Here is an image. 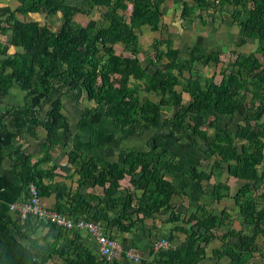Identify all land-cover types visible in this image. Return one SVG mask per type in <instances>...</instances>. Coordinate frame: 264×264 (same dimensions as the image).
Masks as SVG:
<instances>
[{"label":"trees","instance_id":"obj_1","mask_svg":"<svg viewBox=\"0 0 264 264\" xmlns=\"http://www.w3.org/2000/svg\"><path fill=\"white\" fill-rule=\"evenodd\" d=\"M14 1L13 9L0 5V36L6 37L0 42V96L7 95L16 85L24 93L25 100L38 96L41 104L46 103L52 93L68 95L62 93L67 88L66 93L73 96L75 91L78 95L82 93L94 103L92 108L85 107L87 113L102 108L104 117L112 119L116 127L133 131L154 130L153 145L146 150H128L124 164L102 168L91 163V158L79 160L77 156L76 161H71V164L79 165L77 188L67 190L62 183L57 184L56 191L64 194L67 204L60 203L61 197H58L51 209L74 219L100 222L105 221L107 210H114L115 218L108 221L123 231L136 225L145 226L147 219H154L156 213L169 210L167 221L178 223L173 230L183 233L184 240L176 247L152 248L151 258L137 264H200L206 256L205 246L214 239L221 243L212 249L214 257H227L231 264H264V191L258 193L264 184V171L259 169L264 163V124H252L245 115L241 118L243 123L234 129L219 125L222 117L242 115V102L247 92L254 99L258 98V92L264 86V64L253 53L240 55L233 48L234 59L227 61L230 70L225 68L219 83L214 82V73L207 76L205 71L220 63L219 51L206 52L196 40L190 46L174 47V37L182 43L183 36L176 29L174 36L165 34L170 33L171 26L163 21L162 8L167 0H71L80 4L66 0ZM171 2L174 9L180 11L179 28L188 22V25L194 22L205 25L208 15L202 14L203 11L228 12L232 24L238 27L233 46H241L247 38H256L264 44V0ZM99 8L105 9L101 20L91 17L84 25L76 21L77 14L88 15ZM17 12L25 16L60 13L61 23L57 29H52L37 20L18 18ZM144 26L159 34L150 44L153 56L142 66L138 32ZM117 45L128 55L118 54ZM115 74L120 76L117 86L111 81ZM131 77L139 81L132 85L129 83ZM202 80H207L206 86H201ZM140 91L156 93L160 96L159 102L141 98ZM62 105L61 99L53 100L42 119L38 113L32 117L29 129L40 126L46 130V142H58L59 131L69 128V121L61 111ZM165 107H169L170 112L166 118L161 112ZM204 113L212 116V122L208 123L214 129L212 136L202 128ZM166 122L168 134L175 135L177 142H183L185 136L197 137L203 142L204 155L212 161L209 170H199L192 163L182 175H187L197 185L214 179L212 196L215 204L229 196V186L217 180L224 170L230 177L242 180L230 196L238 209V229L235 226L222 229L231 218L224 208L215 212L213 208L199 204L189 214L174 212L170 198L181 194V190L165 177V167L175 158L168 152L160 133L164 132L161 128ZM238 137L243 140L239 150L234 146ZM68 155L73 159L77 154L70 152ZM28 159L20 166L21 185L27 199L31 196V183L36 186L40 198L50 189V183L43 180L48 175L50 179L54 177L56 167L51 166L49 172L37 171V165H30ZM125 176L129 177L133 189L130 191L126 187L127 192L121 195L119 182ZM83 186L86 189L99 186L103 194L99 198L83 193ZM98 199L103 203V210L95 208L91 211L92 201ZM36 220L44 221L27 214L16 222L19 237L31 244L37 242L29 238ZM217 231L222 232L218 235ZM109 237L115 239L113 235ZM154 244L151 241L152 247ZM65 248L56 247L53 253L62 257L66 254ZM75 250L76 256L68 260L69 264H118L117 259L123 258L122 255L116 261L108 262L85 248ZM50 254L43 247L33 251L34 257L40 260H46Z\"/></svg>","mask_w":264,"mask_h":264},{"label":"crops","instance_id":"obj_2","mask_svg":"<svg viewBox=\"0 0 264 264\" xmlns=\"http://www.w3.org/2000/svg\"><path fill=\"white\" fill-rule=\"evenodd\" d=\"M208 12L212 11L209 10ZM225 14L228 18L231 17L228 12H223L222 15ZM232 23L231 26L233 25ZM219 28L217 27V29ZM237 32L238 31L234 32V38H230L231 40H229V42L226 39V35H223L222 38L218 36L213 37L211 38L213 41L207 43L209 50L219 51L220 54L219 57L221 61L216 65V69L215 65H211L209 67L210 70L207 72V76H211L214 73V77H219L218 81H214L216 83H219L221 80V73L225 68L230 70L227 61L233 60L235 55L232 58V56L226 55V53L231 54V46L237 37ZM220 33L221 31L217 32L219 35ZM202 38L203 37L194 38L189 33L186 37H183L181 46H190L194 44L193 41L196 40L199 42ZM210 45L212 47H209ZM200 46L203 47V45ZM174 47L178 46L174 44ZM234 48L235 50L237 48L236 52L240 55L253 53L258 61L264 64V44L262 42L260 43L256 38H247L244 44L241 46H234ZM226 57L227 59H225ZM65 90H67V88H65L62 93L68 95H55V93H52L48 100H46V103L41 104L38 103L40 100L37 98L38 96H32L25 100L24 93L17 87H12L7 95L0 96V264H69L68 260L74 259L76 256V248H85L99 258L97 252L98 245L95 237L82 229L62 230V228L55 227L46 221L41 222L36 220L38 223L33 221V227H31L33 229H31L32 232L29 238L37 242L31 244L27 239L19 237V233L15 229L19 214L17 211H13L10 205L28 200L19 177L20 166L23 165L25 160L27 161V158H29L28 162H30V165H37V171L48 170L49 172L51 166L56 167L53 172L55 173L54 177L50 179L48 175V177H45L43 180L44 183H50L49 192L40 197L41 202L45 206L54 208L56 198L58 197H61L59 200L60 203L67 204L66 199L63 197L64 194L58 190L56 191L57 184L62 183L65 188H68L67 190H74L77 188L76 181L79 178L77 169L79 165L76 164V162L74 165L71 164L72 160H77V156L79 160H81V158L84 160L91 158V163H94L97 167L103 168L111 164H124L126 152L130 149L138 151L146 150L153 145L152 139L154 130L133 131L131 128L116 127L112 119L104 117L102 108L96 109L95 112L87 113L85 107L92 108L95 105L89 100H87L89 101V106L82 104V98L85 97L82 93L78 95L75 91L73 92V96L66 93ZM147 93H153V98H148L149 100L155 103L159 102V95L152 91ZM140 97L144 98L142 95H140ZM257 97L258 98L254 99L253 95L247 92L242 102V115L222 117L219 119V125H227L230 130L234 129L238 124L243 123L241 118L245 115L249 117L252 124H264V86H262L261 90L258 92ZM56 98L62 100L63 108L61 111L66 115L69 121V128L59 131L58 142L50 144L45 140V129L40 126H34L32 128L33 130H30L28 126L30 125L32 117L37 113L39 118L42 119L51 102ZM185 102H187L186 99L184 100V103ZM250 105L254 108L251 109ZM168 110L169 107H165L161 111L164 118L170 115ZM203 117V129H205L208 134H210V132L214 134L213 127L208 125L210 121L212 122V116L210 113H204ZM206 127L212 128L211 131L209 132V129ZM167 128L168 123L166 122L161 128V130L164 129V132L160 131V133L164 137L165 147L175 158L173 162H170L165 167V177L173 181L181 190V194L174 195L170 198L174 212L189 214V212L197 207L195 204H205L207 208H211L208 204L214 200L212 196L213 186L209 185L212 183L202 182L201 185H197L187 177V175H182V171L186 170L194 161L202 162L207 159L206 155H204L205 148L203 147V142L201 143L197 137L187 138L186 136L183 142H177L175 135L168 134ZM242 143L243 140L239 139V137L234 141V146L237 150L240 149ZM70 152L71 154L76 153L77 155L73 156L72 159V157L68 155ZM259 169L264 171V163H262ZM203 170L208 171L209 169ZM223 173H225L232 182H222L221 180L220 182L226 183L229 186L228 192L234 188L235 193L240 183H242V180L230 177L226 170H224L219 177H221ZM119 183L122 189V192L120 191L119 194L125 195L127 191L124 189H126V187L129 188L130 185L129 177L125 176ZM232 184L234 186H232ZM30 185L34 184L31 183ZM81 190L84 191L83 193L93 194L99 198L100 195L103 194V189L99 186L88 187L87 189L83 186ZM263 191L264 184L259 188L258 193ZM233 194H230V196ZM179 196L187 202L181 201L178 203L177 197ZM190 201L194 203V205H191ZM91 204L93 205L91 211H94L95 208L103 210V203H101L99 199L92 201ZM170 213L169 210H164L156 213L154 219H147L151 226V230H149L148 234L143 231V225L142 227L136 225L128 231H123L121 230L122 228L108 221L115 218L116 213L114 210H107L104 213L105 221L102 222L104 231L109 236H115V239L118 240L122 246L135 249L140 255L141 260L150 259L152 248L155 249L154 247L158 241L164 239L168 241V247H176L180 245L185 238L183 233L173 230L174 226L178 225V223H170L167 221ZM121 223L125 224L126 222L122 221ZM152 233L153 235H151ZM157 233L161 236L160 240L158 239L155 241V238H150V236L152 237L155 234L157 236ZM171 235L174 237L170 238ZM151 241L155 242L153 247L151 246ZM39 247H43L48 254L51 252L50 257L46 260L35 258L33 251L37 250ZM56 247H66V254L63 253V256L60 257L53 253ZM212 249L210 255H206L205 259L201 261L202 264H217L219 261L231 264L227 257L217 258L219 261L214 260ZM125 259L126 258L123 256L122 259H117V261H115L118 264H137L140 262H133Z\"/></svg>","mask_w":264,"mask_h":264},{"label":"rangeland","instance_id":"obj_3","mask_svg":"<svg viewBox=\"0 0 264 264\" xmlns=\"http://www.w3.org/2000/svg\"><path fill=\"white\" fill-rule=\"evenodd\" d=\"M67 1H68V3L80 4L77 1L72 2L71 0H66V2ZM171 1L172 0H167V2H165V4H163V8H162V11L164 13L163 21L165 23H170V25H171L169 27L170 33H167V32L165 33L167 36H168V34L169 35L171 34L174 36V31L176 29V32L179 31V35L183 36V37H186V35H188L189 33L194 38L203 37L201 40L202 42L200 41L201 42L200 45H203V48H206L205 49L206 52H210L211 50H209V48L207 47V43H211L213 41V40H211V38L217 37V36L219 38H222L223 35H226V37H227L226 39L229 42V40H231L230 38H232V39L234 38V32L238 31L237 26H235V25L231 26V23H232L231 17L228 18L226 14L222 15L219 12H215L214 10L212 12H208V11L202 12V14L208 15V16H205L206 17V19H205L206 24L205 25L197 23V22H194L191 25H188L189 24V22H188L183 28H181L183 25L180 26V28H179V23H177V22L180 19V16H179L180 11L178 9H174ZM0 5L1 6L7 5L11 9H13L16 6V2L14 0H0ZM104 10H105L104 8L93 9L91 11V13L88 15L77 14L75 19L77 22H79L83 25L86 24L88 19L91 17L95 18L97 20H101V14L104 12ZM16 15L18 16V18H21V19L37 20L41 24L45 23L49 27H51L52 29H57L61 23V14L60 13H56V14H52V15H47L46 13H36V14H29V15L25 16L24 14L17 12ZM219 26H220V28H219ZM217 27L219 29H217ZM179 29H182L183 31L182 30L180 31ZM220 31H221L220 35L217 34V32H220ZM138 33H139V48H140L139 58H140V62L142 64V66H145L148 63L149 57L153 56V49L150 48V44L154 38L158 37L159 33L151 32L147 26L142 27ZM6 35H8V33H6ZM201 35H204V36H201ZM208 36H209V38H208ZM5 39H6V37L4 35L0 36V42L4 41ZM187 43H188V40H187ZM174 44L177 46H180L181 41L178 42L177 39H175V37H174ZM228 44H230V43H228ZM209 47H212V46L210 45ZM233 48H234V46L232 45L231 49H233ZM11 50L14 51L15 49L12 48ZM116 50H117L118 54L128 55V53H126V51L123 50L122 46L117 45ZM236 50H237V48H236ZM226 55L232 56V58H233V54L226 53ZM225 59H227V57ZM215 69H216V65H215ZM208 70H210V68L206 69V71H205L206 74H207ZM202 73H204V71H202ZM119 80H120V76L118 74L111 76V81L113 82L114 86H117L119 84ZM213 80L218 81L219 77L215 76L213 78ZM138 81H139L138 79L131 77V80L129 81V83L133 85V84H136ZM201 83H202L201 84L202 87L206 86L207 80H202ZM13 87L16 88L17 86L14 85ZM139 94L142 95L143 97L153 98V93H146V92L140 91ZM88 103H89V101H87V98L83 97L82 98V104L89 106ZM202 128H204V126ZM207 129H209L208 131L210 132L212 128H207ZM210 134L212 136L211 132H210ZM197 162L198 161H194L193 163H195L197 165L199 170H203V169H209L212 161L209 159H206L205 161H202V162L199 161L198 163ZM217 180H219V181L221 180L222 182H224V181L232 182L231 179L229 177H227L225 173H223L221 175V177H219ZM209 183L213 184V179H211L209 181ZM212 184H209V185L212 186ZM232 186H234V185L232 184ZM132 189H133L132 186L129 185V190L132 191ZM227 193L229 196L227 198H223L219 203L215 204L214 202L211 201L208 204V205H210L211 209L213 208V210L215 212H219L222 208H224L228 211L229 216L231 215L230 220H227L228 225L225 226L224 228H222L223 230L228 229L229 226H236L238 228V217H239L238 216L239 215L238 209H237V207L234 206V202H233L232 198L230 197V194L234 193V188L231 189V191H229V192L227 191ZM181 201L187 202L186 200H183L180 196L177 197V202L179 203ZM190 203H191V205H194V203H192L191 201H190ZM195 205L198 206V204H195ZM143 227H144L143 231L146 234H148L149 230H151L150 223L148 221L145 222V226L143 225ZM221 232L222 231H217L216 233L219 235ZM152 235H153V233H152ZM160 237L161 236L158 233H157V236H156V234L152 237L150 236V238H155V241L158 239L160 240L161 239ZM258 243H260V240H258ZM220 244L221 243L218 239L212 240L206 246L207 247L206 248V255H210L211 249L219 247ZM126 260H128V259H126ZM214 260L219 261L216 257H214ZM200 264H202V262ZM207 264H209V263H207ZM217 264H228V262L223 263V262L219 261V263H217Z\"/></svg>","mask_w":264,"mask_h":264},{"label":"built area","instance_id":"obj_4","mask_svg":"<svg viewBox=\"0 0 264 264\" xmlns=\"http://www.w3.org/2000/svg\"><path fill=\"white\" fill-rule=\"evenodd\" d=\"M29 192L31 196L27 201L10 205L13 211L18 212L19 217L24 218L27 214H30L64 230H72L74 228L87 231L96 239L99 256L108 262H112L122 255L133 262L140 261L141 257L134 249H124L118 240L109 237L103 231L104 227L100 221L84 218L74 219L45 206L38 196L35 185L29 186ZM168 246V241L162 239L156 243L154 248H166Z\"/></svg>","mask_w":264,"mask_h":264},{"label":"clouds","instance_id":"obj_5","mask_svg":"<svg viewBox=\"0 0 264 264\" xmlns=\"http://www.w3.org/2000/svg\"><path fill=\"white\" fill-rule=\"evenodd\" d=\"M102 223V222H101ZM103 224V223H102ZM103 231H104V229H103ZM124 248V247H123ZM124 249H127V248H124ZM98 252V251H97ZM99 255V254H98ZM99 258H101L100 256H99ZM131 261V260H130ZM140 261H141V259H140Z\"/></svg>","mask_w":264,"mask_h":264}]
</instances>
